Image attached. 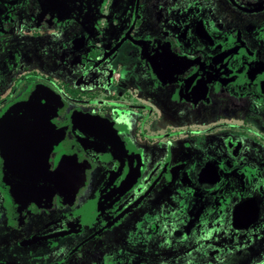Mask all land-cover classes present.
Here are the masks:
<instances>
[{
	"label": "flooded vegetation",
	"instance_id": "af4514ba",
	"mask_svg": "<svg viewBox=\"0 0 264 264\" xmlns=\"http://www.w3.org/2000/svg\"><path fill=\"white\" fill-rule=\"evenodd\" d=\"M0 264H264V0H0Z\"/></svg>",
	"mask_w": 264,
	"mask_h": 264
},
{
	"label": "rangeland",
	"instance_id": "374dc122",
	"mask_svg": "<svg viewBox=\"0 0 264 264\" xmlns=\"http://www.w3.org/2000/svg\"><path fill=\"white\" fill-rule=\"evenodd\" d=\"M130 59L126 60V63H129ZM71 73V72H70Z\"/></svg>",
	"mask_w": 264,
	"mask_h": 264
},
{
	"label": "water",
	"instance_id": "95a60500",
	"mask_svg": "<svg viewBox=\"0 0 264 264\" xmlns=\"http://www.w3.org/2000/svg\"><path fill=\"white\" fill-rule=\"evenodd\" d=\"M231 262V261H230Z\"/></svg>",
	"mask_w": 264,
	"mask_h": 264
}]
</instances>
